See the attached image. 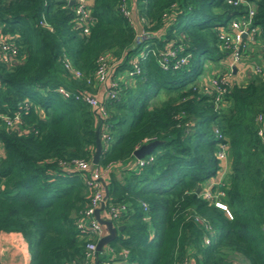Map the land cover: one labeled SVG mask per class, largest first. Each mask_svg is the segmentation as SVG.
<instances>
[{
    "label": "trees",
    "instance_id": "1",
    "mask_svg": "<svg viewBox=\"0 0 264 264\" xmlns=\"http://www.w3.org/2000/svg\"><path fill=\"white\" fill-rule=\"evenodd\" d=\"M254 3L253 24L264 44V0ZM136 19L150 23L151 35L136 38V23L121 10V0H89L93 23L83 32L68 0H0V32L19 46L16 58L0 61V110H19L22 123L12 129L0 120V232H19L28 244L29 264L82 262L87 233L76 219L88 205L90 189L82 171L60 164L92 159L95 129L108 136L98 165L107 202L125 203L113 222L123 225L107 244L127 250L124 264H264V144L257 114L264 115V69L248 81L231 79L222 101L200 83L206 60L229 55L219 46L217 28L245 13L246 5L226 0H127ZM133 10V9H132ZM177 48L186 62L164 68L158 51ZM262 58L264 61V51ZM111 61L121 82L116 97L103 99L100 114L82 97L97 94L92 79L100 55ZM67 56L82 72L74 78L63 67ZM233 76V75H232ZM72 91L63 97L56 88ZM161 93L166 97L156 101ZM42 108V113L40 112ZM227 143L229 182L220 198L230 211L204 199L203 183L216 175L220 138ZM160 139L153 160L136 164L133 150ZM200 187V192L196 188ZM145 205H144V204ZM205 238L208 239L205 242ZM106 258L96 252L94 262ZM1 264V262H0Z\"/></svg>",
    "mask_w": 264,
    "mask_h": 264
},
{
    "label": "built area",
    "instance_id": "2",
    "mask_svg": "<svg viewBox=\"0 0 264 264\" xmlns=\"http://www.w3.org/2000/svg\"><path fill=\"white\" fill-rule=\"evenodd\" d=\"M229 4L237 6L244 4L246 5L245 13L234 16L229 20V22L224 26H219L217 28L218 33V43L222 50H227L229 55L222 62L218 69L208 77V85L204 84L203 88L208 90L209 87L214 89V102L219 104L222 101V97L225 94L227 87L230 84V80L233 75V66H236L238 62L241 61L242 57L245 56L251 46L259 42L256 36L257 27L253 24V15L255 12L254 3L250 0H226ZM120 8L122 12L133 22L132 9L129 7L127 0H121ZM74 11H75V23L80 26L83 32H88L91 24L93 23V16L91 15V10L89 7V0H74ZM141 24L142 30L140 35H136V38L145 37L151 35L149 31H146L143 26L149 27L150 23L144 17L137 19ZM264 51V45H261ZM19 52V46L15 42L14 38L10 35L0 32V61L5 64H10L17 56ZM158 60L162 67L164 68H177L186 62V56L177 57V48H167L158 51ZM63 67L68 72V74L74 78H81L82 72L72 65L71 61L67 56L64 55ZM225 62V63H224ZM111 61L110 59L102 54L97 59V67L93 73L92 79L87 78V82L104 87L103 96H98L92 92H82L83 99L100 114L105 115L106 110L104 106L103 99L106 97H116L119 84L121 82H128L134 74L140 71V68L136 62L133 63L132 69L123 72L120 75V81L111 75ZM254 67V66H253ZM256 71L262 72L264 67H255ZM56 90L63 97H70L72 91L64 85H60ZM221 104V103H220ZM42 113V108H40ZM0 120L5 124V127L12 129L17 127L22 123V117L19 110H15L13 114L3 112L0 110ZM258 123L257 134L261 138L264 144V115L259 113L255 117ZM217 136L220 138L218 142V149L216 151V156L220 162L228 159L227 153V143L221 139L222 135L219 133L218 129L215 128ZM108 136L105 132L102 133L101 139L102 143ZM0 142V149H1ZM153 160L152 154H146L144 157L136 158V164L142 166ZM60 164L63 166H69L70 169L82 171L83 180L85 184L90 189V200L88 205L81 211L80 216L76 219V226L82 233H87L89 238L85 243V258L82 262L73 261L66 264H92L96 257V244L98 239L103 236L106 232L104 225L98 222L94 215L95 208L99 206L101 202H104V214L102 216L109 217L111 219L116 218L120 215L122 211L126 209V204L121 203H109L107 202V197L104 196V186L103 179L107 174L110 165H98V163H93L92 159L86 158H72L69 161L60 160ZM221 164V163H220ZM224 183L220 186L212 188L205 187L200 192L204 199L209 202L214 203L222 208H224L229 216H231L230 211L227 209L226 205L221 201V197L225 194L222 187ZM144 204V203H143ZM145 205V204H144ZM264 231V224L262 226ZM208 239L205 238V242ZM107 257L102 260L99 264H115L116 258H125L127 256V250L122 248L119 252H116L113 247H107L105 250ZM178 264H188V258Z\"/></svg>",
    "mask_w": 264,
    "mask_h": 264
},
{
    "label": "crops",
    "instance_id": "3",
    "mask_svg": "<svg viewBox=\"0 0 264 264\" xmlns=\"http://www.w3.org/2000/svg\"><path fill=\"white\" fill-rule=\"evenodd\" d=\"M132 13H133V18L136 21V11L134 4H132ZM261 45H264L262 41L259 40L258 43L255 45L251 46L249 49L248 53L246 55H251L254 53L253 51H257V56H261V50L262 48ZM263 67H264V61H263ZM241 69V68H240ZM212 73L214 72V69H211ZM241 71L238 69V66H236V73ZM205 78H208L207 76H204ZM104 92V87L101 86L97 89V95L98 96H103ZM135 158V157H134ZM136 159V158H135ZM231 172V165L229 160H223L221 162V167L217 171L216 175L208 178L204 183H203V188L205 187H218L221 185V183H228L229 182V174ZM100 214L103 215L104 212L103 210L100 211ZM107 245V244H106ZM106 245L104 246V250L107 249ZM0 262L1 264H29L30 262V253L28 249V244L23 238V236L16 231H1L0 232ZM95 263V262H93ZM92 263V264H93ZM115 264H124L121 261H116ZM188 264H194V261L192 258H188ZM233 264H248L246 260H244L241 257H235L233 260Z\"/></svg>",
    "mask_w": 264,
    "mask_h": 264
},
{
    "label": "water",
    "instance_id": "4",
    "mask_svg": "<svg viewBox=\"0 0 264 264\" xmlns=\"http://www.w3.org/2000/svg\"><path fill=\"white\" fill-rule=\"evenodd\" d=\"M70 4L74 3V0H68ZM136 23V35H140L141 34V24L138 22V20L136 19L135 21ZM236 71V66H233V72L235 73ZM162 140L160 139H152L149 140L147 142H144L143 144H141L140 146L136 147L133 150V156L135 158H141L144 157L146 154H149L153 151V149L155 148V146L161 142ZM102 148H103V143H102V139L100 136V127H96L95 129V149H94V153L92 156V162L93 163H98L99 159H100V155L102 152ZM103 186H104V196L107 197L108 195V185L107 182L105 181V179H103ZM196 192H200V187L196 188ZM105 205L104 202H101L99 204V206H97L95 208L94 211V215L96 217V219L98 220L99 223H101L102 225H104L105 227V234L103 236H101L96 244V250L97 252H101L104 249V246L106 244H108L118 233V231L121 230V228L123 227V225H116L114 224L113 220L109 217H105L102 216L100 214V211H102L104 209ZM93 264H97L96 262Z\"/></svg>",
    "mask_w": 264,
    "mask_h": 264
},
{
    "label": "rangeland",
    "instance_id": "5",
    "mask_svg": "<svg viewBox=\"0 0 264 264\" xmlns=\"http://www.w3.org/2000/svg\"><path fill=\"white\" fill-rule=\"evenodd\" d=\"M261 48V47H260ZM254 53L251 55H245L242 57L241 61L237 63L236 66H238V69L241 70L238 72V74L233 72L232 79L237 81L238 83H244L250 79V77L253 76L254 73H257L255 67H263V58L262 55L260 57L257 56V51H253ZM262 54V52H261ZM224 60H222L223 62ZM225 63V62H224ZM204 74L201 76L200 83L204 84L202 81H204V76H210L212 74L211 69H218L221 66L223 67V64L221 62L206 60L204 64ZM254 66V67H253ZM241 68V69H240ZM166 95L164 93H161L158 97H156V101H160L161 99H164ZM229 160V158H228ZM230 162V161H229ZM106 247H108L106 245ZM104 255V254H103ZM107 257V255H106ZM105 258V255L104 257Z\"/></svg>",
    "mask_w": 264,
    "mask_h": 264
}]
</instances>
